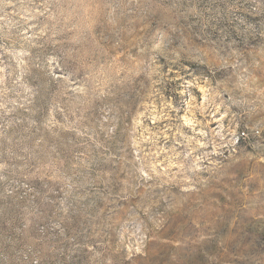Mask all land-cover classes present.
Masks as SVG:
<instances>
[{
    "label": "rangeland",
    "instance_id": "rangeland-1",
    "mask_svg": "<svg viewBox=\"0 0 264 264\" xmlns=\"http://www.w3.org/2000/svg\"><path fill=\"white\" fill-rule=\"evenodd\" d=\"M0 264H264V0H0Z\"/></svg>",
    "mask_w": 264,
    "mask_h": 264
}]
</instances>
